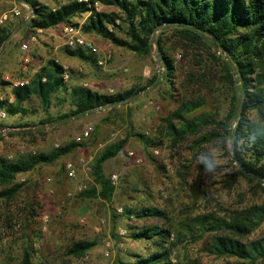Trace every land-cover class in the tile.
Returning a JSON list of instances; mask_svg holds the SVG:
<instances>
[{"label":"rangeland","instance_id":"374dc122","mask_svg":"<svg viewBox=\"0 0 264 264\" xmlns=\"http://www.w3.org/2000/svg\"><path fill=\"white\" fill-rule=\"evenodd\" d=\"M119 34L122 35L121 32ZM161 34L162 31L159 30L152 37L153 51L148 57H140L113 46L110 41H105L104 46L97 45L102 51L113 52L112 60L103 67L70 57L66 52L67 47L63 46L58 59L69 61V67L65 70L69 79L65 81L66 87L54 95L49 112L44 111L39 99L32 98L24 105L26 114L7 113V118L4 119L6 123L3 119L0 120V157L10 160L25 157L29 153L48 154L60 145L73 142L88 125L94 127L92 137L70 156L18 176L16 182L23 183L22 191L10 202L1 204L0 264H22L27 248L33 264H114L117 258L133 262L138 257H150L158 248L151 241L131 239V226L142 228L163 225L164 221L159 218L138 220L135 216L129 220L124 215L126 208L138 210L156 207L174 219L183 216L185 212L198 214L205 207L210 212L223 214L220 207L231 210L250 201L264 203V195L250 189L249 184L230 165V157L234 154L231 142L227 145L218 141L195 146V141H199L201 135L211 132L214 127L205 125L198 136L188 137L181 142H175L165 130L160 132L165 119L185 98L198 99L203 96L204 110L211 113L209 118L213 114L218 117L215 112L219 110L224 115L226 106L224 99L219 97L222 95L217 96L219 98L206 96L209 93L206 80L195 84L190 82L192 73L201 74L204 71L197 64L202 62L201 52L185 47L183 41L171 33L163 38L178 67L176 76L172 79L174 84L171 85L165 79V68L156 43ZM12 43L8 44L7 52ZM22 43L19 42V47L15 48L14 53L11 51V55H6L5 51L3 57H0V73L4 69L7 73L4 74L5 77L10 72L15 75L18 72L9 69L12 65L17 67L21 62L23 64L24 53L20 48ZM204 56L207 57L205 54ZM52 59L56 60L57 57ZM46 64L45 67L48 66ZM155 79L157 81L153 85ZM7 82L11 83L4 88L0 84V90L3 89L4 93L7 89H13L14 81ZM78 86L99 94H113L131 88L144 90L137 98L124 101L119 106L101 107L88 117L51 126V123L58 121L60 116L72 109V92ZM256 117L255 112L250 114L253 121L257 120ZM42 120L48 122L44 128L46 135L43 136L35 132L42 127ZM17 123L27 124V127L18 130L30 131L34 135L1 134L4 124L15 126ZM237 123L238 120L235 126ZM130 131L145 134L155 143L147 149L138 137H128ZM124 140L127 143L123 151L105 165V172L110 180L112 175L118 176L112 201L80 198V186L86 185V189H89L94 182L92 172L86 175L79 160L87 159L91 167V163L107 145ZM67 162H73L79 170V175L74 180L66 174ZM195 184L200 185V190L194 187ZM205 189L208 195L204 193ZM240 199L244 201L242 205ZM32 206L37 210L35 218H29L27 214ZM37 235L41 237L36 238ZM262 238L264 223L249 239ZM171 239L174 241L175 237L172 236ZM79 241L95 245L83 257L70 255L69 248ZM209 242L210 237L206 236L194 245H180L171 259L173 262L178 258L199 260L204 264L225 262L216 260L206 251Z\"/></svg>","mask_w":264,"mask_h":264},{"label":"trees","instance_id":"16d2710c","mask_svg":"<svg viewBox=\"0 0 264 264\" xmlns=\"http://www.w3.org/2000/svg\"><path fill=\"white\" fill-rule=\"evenodd\" d=\"M17 1L25 2L35 12L30 25L23 22L29 29L47 30L61 25L76 26L80 19L88 16L83 25L85 35H97L110 41L113 46L140 57L152 54V37L161 30L162 34L156 43L165 68V79L171 85L174 84L172 79L176 76L178 66L163 36L171 33L183 41L185 47L199 50L202 62L197 64L204 71L201 74L192 73L189 80L192 84L206 80L209 90L207 97L222 95L219 97L226 103L225 114L222 115L219 110L215 112L218 117L213 114L209 118L211 113L204 110L203 96L198 99L185 98L165 119V125L160 132L165 130L171 139L181 142L188 137L198 136L205 125H211L213 130L201 135L200 140L195 141V146L218 141L227 145L231 142L234 154L230 157V165L249 184L250 189L264 195V0H71L56 9L44 5L40 0ZM96 2L100 3V11L95 9ZM109 8L112 11H107ZM110 26L113 28H109ZM12 27L11 23L0 27V50L10 39ZM66 52L71 57L98 65L97 57L85 50L66 48ZM204 54L207 55L206 58ZM31 57L30 67L34 59L32 55ZM64 73V67L60 63L49 60L48 66L31 77L29 85L13 88L12 104L5 100L0 106L8 115L26 114L24 105L32 98H37L48 113L54 95L66 87ZM25 77L30 78L29 74ZM156 81L155 79L152 82L153 85ZM1 84L10 83L2 81ZM142 90L144 89L137 91L136 88H131L113 94H99L78 86L72 92V109L60 116L58 121L51 123V126L88 117L101 107L119 106L124 101L137 98ZM252 112L257 115L255 121L250 118ZM47 123L42 120V127L35 132L46 135L44 128ZM14 125L4 128L13 131L27 127V124L21 123ZM5 135L34 134L17 130ZM132 135L138 137L147 149L155 143L145 134H134L130 131L128 137ZM126 141L107 145L95 158L91 163L94 184L89 189L80 191V198L112 201L116 187L107 177L105 165L123 151ZM85 142L79 144L74 140L54 148L48 154L29 153L15 160L0 157V217L1 204L10 202L22 191L23 183L16 182L19 175L29 173L41 165L54 164L76 152ZM235 163L237 165L234 166ZM194 187L200 190L199 184ZM204 193L208 195L206 189ZM240 202L242 205L244 201L240 199ZM220 209L223 214L210 212L205 207L198 214L185 212L183 216L173 219L156 207H143L138 210L126 208L124 215L129 220L133 216L138 220L159 218L164 224L142 228L131 226V239L151 241L158 251L148 258L138 257L133 262L117 258L114 264H204L199 260L179 258L173 262L171 256L180 245H194L206 236L210 237L206 251L216 260L225 261L221 264L264 263V238L249 239L264 223V203L250 201L240 208ZM36 213L37 210L32 206L27 214L29 218H35ZM116 218L115 214L114 219ZM172 236L175 237L174 241H171ZM40 237L37 235L36 238ZM94 245L87 241L75 242L68 252L70 255L83 257ZM22 264H33L28 248Z\"/></svg>","mask_w":264,"mask_h":264},{"label":"crops","instance_id":"0c3cea01","mask_svg":"<svg viewBox=\"0 0 264 264\" xmlns=\"http://www.w3.org/2000/svg\"><path fill=\"white\" fill-rule=\"evenodd\" d=\"M40 1L44 5H47L53 9H56L57 7L64 5L65 3L69 2L66 0H40ZM79 1H86L87 2L88 0H79ZM0 8L3 11L12 10V9L21 10V15L19 17L15 18V19L7 20V22L5 23V24L11 23V24H13V27L11 28L10 39L5 44L4 48L3 49L1 48V50H0V57L1 56L3 57V53L6 51L8 44H10L11 42H13L11 49L9 50V52H7V51L5 52V53H7L6 55H11V51H12V53H14L15 48L19 47V46H17V45H19V42H23L22 44L27 43L28 40L33 35L37 36V38H38V42L36 44L31 45V53H32L31 55L34 58L32 66L31 67L28 66L27 68L24 69L22 62H21V64H18L17 67L14 64L9 69H14V70H16V72L17 71L18 72L16 73V75L14 73L10 72L7 77L4 76V74H7V73H5L4 69H3L0 73V77H1L0 84L2 81H4L3 79H5L6 82L7 81H14V82L22 81V80L26 79L25 76H27L28 74L30 76V78L28 77V79H31V77L33 75L40 72L42 70V68H44L45 65H47L46 63H48V61L54 57H57L56 61L58 63L61 62L60 64L64 67V70L68 69L69 61H64V60L60 61L58 59V56L60 57V54H61L60 48H62L63 46L66 48L64 38H63L64 25H61V26H58V27H55L52 29H47V30L29 29L26 26L27 24L25 25L23 23L24 21H26L28 19L29 13H31L30 6L27 5L25 2H19L17 0H0ZM95 9H96V11L101 10V6H100L99 2L95 3ZM87 17L88 16H86L85 19H83V20L80 19L79 23L84 25V22L87 19ZM86 36H87V38L92 40L98 46H100V45L104 46V45H106L104 42L108 41V40H105L102 37H99L97 35H92V36L86 35ZM7 59H9V58H7ZM60 59H62V58H60ZM53 60H55V59H53ZM15 78H17V79H15ZM9 83H11V82H9ZM1 87L4 88L5 84H1ZM5 91H7V92L4 93L3 89L0 90V103L5 102V100H7L8 98H12L14 100L13 89H11L10 91L7 89ZM2 111H5V110L0 106V113ZM86 116H88V115H86ZM6 118H0V120L3 119L2 121L6 123V120H4ZM15 122L16 121H14V123ZM5 125L6 124H4V127H5ZM17 130L18 129H15L12 132H15Z\"/></svg>","mask_w":264,"mask_h":264},{"label":"built area","instance_id":"2783aa9c","mask_svg":"<svg viewBox=\"0 0 264 264\" xmlns=\"http://www.w3.org/2000/svg\"><path fill=\"white\" fill-rule=\"evenodd\" d=\"M21 15V10L19 9H12V10H5L3 11L0 8V27H2L7 20L15 19ZM83 24L79 23L76 26L67 25L63 28V38L65 42V46L71 50L75 49H82L85 50L93 55H95L98 59V65L99 66H106L113 58V52L112 51H102L92 40L87 38V36L84 33ZM38 42L37 36L33 35L29 39L27 43L22 44L21 49L24 53L23 58V67L24 69L27 68L31 61L32 57L30 54L31 45L36 44ZM69 79V74L67 72L64 73V80L67 81ZM45 80V79H44ZM30 79L26 78L22 81H17L12 83V88L17 87H23L26 85H29ZM8 103L12 104L13 99L8 98ZM1 118H6L7 113L5 111H2L0 113ZM12 132L9 128H4L1 130V134H6ZM94 133V127L92 125H88L76 138V143H83L87 140H89ZM132 155V153H130ZM80 164L82 165L84 169V173L86 175L91 173V167L89 166V161L85 158H81L79 160ZM66 174L68 178L70 179H76L79 175V170L77 166L73 162H67L66 164ZM111 182L113 185H116L118 182V176L112 175L111 176ZM87 188L86 185L80 186L79 191L85 190ZM122 212V210H120Z\"/></svg>","mask_w":264,"mask_h":264},{"label":"water","instance_id":"95a60500","mask_svg":"<svg viewBox=\"0 0 264 264\" xmlns=\"http://www.w3.org/2000/svg\"><path fill=\"white\" fill-rule=\"evenodd\" d=\"M30 9H31V13H30V16L28 17V19L26 20V24L27 25H30L31 24V22H32V19L34 18V16H35V12L33 11V8L32 7H30Z\"/></svg>","mask_w":264,"mask_h":264}]
</instances>
